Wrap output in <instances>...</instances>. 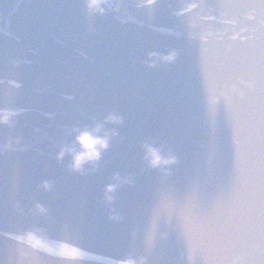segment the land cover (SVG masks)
Masks as SVG:
<instances>
[{
  "label": "water",
  "instance_id": "obj_1",
  "mask_svg": "<svg viewBox=\"0 0 264 264\" xmlns=\"http://www.w3.org/2000/svg\"><path fill=\"white\" fill-rule=\"evenodd\" d=\"M90 4L0 0V264H264V0Z\"/></svg>",
  "mask_w": 264,
  "mask_h": 264
},
{
  "label": "clouds",
  "instance_id": "obj_2",
  "mask_svg": "<svg viewBox=\"0 0 264 264\" xmlns=\"http://www.w3.org/2000/svg\"><path fill=\"white\" fill-rule=\"evenodd\" d=\"M96 3H97V0H91V4H90V6H95ZM86 142L89 143V144H93V143H96V142H99V141L88 140V141H86ZM100 143H101V145L103 146V142H100ZM80 160H81V157H77V164H79Z\"/></svg>",
  "mask_w": 264,
  "mask_h": 264
}]
</instances>
